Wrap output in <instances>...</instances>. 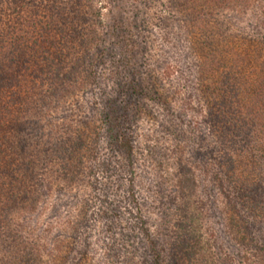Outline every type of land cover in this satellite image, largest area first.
<instances>
[{"label":"rangeland","instance_id":"obj_1","mask_svg":"<svg viewBox=\"0 0 264 264\" xmlns=\"http://www.w3.org/2000/svg\"><path fill=\"white\" fill-rule=\"evenodd\" d=\"M81 1L84 9L92 4V21L99 14L98 33H112L114 21L120 20L126 39L133 34L142 42L146 52L137 56L146 73L157 77L169 108L146 101L130 116L136 206L128 201L126 210L120 204L113 215L110 208L99 207L104 193L90 189L88 177L68 186L53 176L52 189L41 192L34 206L0 222V264H152L150 245L131 227L136 208L173 264H264V64L249 68L255 84L247 91L236 82L230 89L224 80H229L231 64L217 62L223 47L233 49L224 45L220 30L234 34L237 26L249 34L264 32V0L226 10L216 16V24L188 20L187 10L169 13V0ZM211 41L214 46L205 45ZM238 62L232 64L234 71ZM92 97L78 93L40 117L38 141L51 143L54 133L75 129L78 122L90 127ZM101 142L105 146L109 141ZM106 148L101 147L100 156H108ZM47 175L43 179L51 180ZM121 178L125 189L128 177ZM241 184L263 189L255 201L248 197L245 207L244 199L236 198L238 192H248L239 189ZM123 189H109L106 197L125 198ZM248 208L250 231L240 218Z\"/></svg>","mask_w":264,"mask_h":264},{"label":"trees","instance_id":"obj_2","mask_svg":"<svg viewBox=\"0 0 264 264\" xmlns=\"http://www.w3.org/2000/svg\"><path fill=\"white\" fill-rule=\"evenodd\" d=\"M104 1L111 5L119 2ZM168 3L169 13L176 8L187 10L184 17L188 20L216 24V16L226 10L246 9L249 0H169ZM87 7L83 8L81 0H0L1 223L8 220L6 215L34 206L41 192L52 189L53 176L68 186L88 177V187L102 189L104 193L99 207L110 208L113 215L119 213L120 204L126 210L128 201L137 205L132 186L134 146L130 116L145 108L146 101L166 104V109L169 105L157 85V77L146 73L137 56L146 52L142 42L133 39V34L128 42L120 20L114 21L112 33H98L97 28L101 30L102 23L99 14H94L97 18L92 21L93 13L88 10L93 6ZM226 24L227 21L223 22L225 27ZM24 26V31L18 32ZM225 30H220L219 34L224 45L233 49L223 47V57L217 60L231 64L226 77L229 80L224 82L230 89V83L236 82L241 90L249 91L255 84L249 80V68L254 64L258 66V62L264 64V32L249 34L244 27L237 26L234 34ZM205 45L212 47L215 41L205 42ZM237 59V71H234L232 64ZM258 83L259 87L263 86L261 80ZM87 92L94 96V114L89 117L92 125L78 122L75 129L66 127L54 133L56 137L51 143L39 142L40 117L55 112L60 102ZM103 139H108V147L101 142ZM101 147H107V157L100 156ZM228 171L224 174L227 178ZM47 174L51 180L43 179ZM123 174L128 177L125 189L121 186ZM240 188L248 190L238 192L239 198L236 196L239 202L244 199L243 207L249 198L255 201L260 197L263 190L260 184H241ZM109 189H123L126 197H106ZM87 204L83 202L84 210ZM249 207L254 205L249 204ZM249 210L240 216L246 231H250L248 215L252 212ZM132 217L134 226L131 227L136 226L150 245L151 263L173 264L170 259L166 260V252L157 247V240L139 208Z\"/></svg>","mask_w":264,"mask_h":264}]
</instances>
